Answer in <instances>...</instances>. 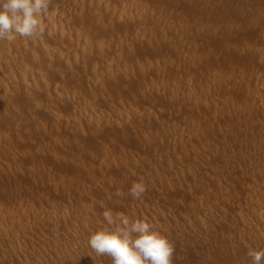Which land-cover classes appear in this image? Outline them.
<instances>
[{"label":"rangeland","instance_id":"374dc122","mask_svg":"<svg viewBox=\"0 0 264 264\" xmlns=\"http://www.w3.org/2000/svg\"><path fill=\"white\" fill-rule=\"evenodd\" d=\"M106 209L171 264L264 250V0H47L0 37V264H113Z\"/></svg>","mask_w":264,"mask_h":264},{"label":"clouds","instance_id":"9594fccd","mask_svg":"<svg viewBox=\"0 0 264 264\" xmlns=\"http://www.w3.org/2000/svg\"><path fill=\"white\" fill-rule=\"evenodd\" d=\"M46 9L47 0H0V37L33 35L40 28ZM143 190L141 184L133 185L134 195ZM103 216L106 226L89 237V245L96 253L109 255L113 264H171V244L146 219L131 220L110 209ZM248 254L253 264H261L264 259V250L250 249Z\"/></svg>","mask_w":264,"mask_h":264},{"label":"bare ground","instance_id":"6f19581e","mask_svg":"<svg viewBox=\"0 0 264 264\" xmlns=\"http://www.w3.org/2000/svg\"><path fill=\"white\" fill-rule=\"evenodd\" d=\"M81 7H82V6H81ZM52 18H53V17H52ZM59 26H60V24H59ZM61 31H62V30H61ZM61 31H60V32H61ZM64 33H65V32H63V34H64ZM86 39H87V38H86ZM87 42H88V41H87ZM47 48H48V47H47ZM46 50H47V49H46ZM49 51H50V50H49ZM73 56H74V55H73ZM25 69H26V68H25ZM23 70H24V69H23ZM23 70H22V71H23ZM27 70H28V69H27ZM24 71H26V70H24ZM135 108H136V107H135ZM259 147H260V146H259ZM262 148H263V147H262ZM10 214H11V213H10ZM2 216H3V215H2ZM39 217H40V216H39ZM10 219H11V217H10ZM0 220H1V219H0ZM2 222H3V221H2ZM3 224H4V223H3ZM4 226H5V225H4Z\"/></svg>","mask_w":264,"mask_h":264}]
</instances>
